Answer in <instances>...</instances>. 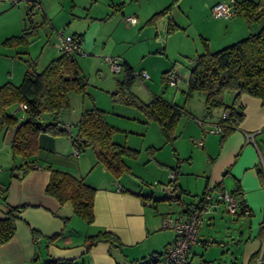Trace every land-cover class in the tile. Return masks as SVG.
Segmentation results:
<instances>
[{
    "label": "crops",
    "instance_id": "0c3cea01",
    "mask_svg": "<svg viewBox=\"0 0 264 264\" xmlns=\"http://www.w3.org/2000/svg\"><path fill=\"white\" fill-rule=\"evenodd\" d=\"M183 1L56 0L57 6L50 5L49 0H39L41 6L39 10L41 22L53 29L56 22L55 16L68 2L71 15L82 23L79 26L80 29L75 31L73 29L72 34L67 35L81 36L79 54L83 56L82 58L85 59L84 56L88 53L104 52L109 56L117 57L120 62L123 60L131 65L126 51L120 49L118 45L130 42L126 36L136 31L146 43H160V46L164 43L167 46L168 21L175 20L174 22L179 25L177 15L173 11L169 12V6L168 10L153 21L149 19L168 7L167 5H179L180 9ZM218 1H227L233 7L241 0H195L194 5L195 3L204 5L206 9L208 5ZM26 3L25 15L29 7L28 1ZM18 8L15 6L10 10H18ZM76 8L79 12L74 14ZM128 15L136 16L137 21H126L125 17ZM186 15L189 18L188 13ZM67 22L70 23L71 20ZM205 22L199 35L207 39L210 50L215 51L250 33L257 32L264 24V17L252 23H247L240 15H234L230 19L214 17L205 19ZM125 23L128 24L125 26ZM189 26V19H187L185 31ZM149 28H152L153 34H148ZM52 34L55 37L53 46L57 52L54 56L56 57L59 54L56 43L60 37L66 35L62 31L56 33L52 31ZM196 49L194 47L193 50H189L188 46L181 45L177 54L192 58L197 54ZM154 52L151 48L147 51V53ZM29 58L32 59L31 56ZM188 65L183 61L176 62L171 69H168L169 66L162 68L160 81L165 72L172 70L181 77V81L174 87L185 92L189 77ZM25 69L26 67L23 69L24 72ZM17 72L20 73V70ZM12 73L13 70L10 74ZM146 73L148 74L147 71ZM139 77L150 78V76L149 78ZM234 94V90H225L221 95V101L224 104H231ZM238 101L242 105V119L237 128L222 142H220L219 133H204L198 120H207L209 124L217 123L225 110L224 105L213 108L208 115L209 118H206L205 109L200 114L202 118H195L191 109H186L195 118L196 123L187 120L182 126L181 117L177 124L176 138L173 143L175 162L176 166L178 165L176 168L168 166L166 169L167 166L163 160L155 158V165H153L155 167H151L152 161L149 159L151 163L146 165V171L134 172L131 159L124 157L123 160L130 171L115 177L107 171L105 166L96 163V157L91 148H87L76 156L73 154L75 148L68 135L39 134L38 148L31 158L33 160L21 157L19 163L0 173V185L5 188L4 203L7 206L19 208L16 211L15 234L9 241L0 244V264H39L49 258L72 260L73 264H135L137 260L152 253L164 251L173 240V231L162 227V219L168 214H180L182 205L196 202L207 186L222 187L231 192L239 188L236 195L246 209L234 215L240 225L239 228L237 225L232 231L231 227H224V232L221 233L222 238H220L222 240L199 239L197 236L196 243L206 247L209 243L203 241H219L220 244H214L222 249L220 255L222 264H264V104L260 98L246 93L240 94ZM16 107V110L10 107L8 111L16 113L17 110H22L20 104ZM23 114L22 110L20 119ZM105 120L110 124L106 115ZM1 130L3 138L7 139L9 131L0 124ZM213 134L219 135L217 148L216 137ZM200 138L203 139V145L195 143ZM189 141L192 143L190 144ZM198 152H201L204 157L201 167L198 164ZM48 166L83 178L86 183L95 187L92 222L87 223L77 216L69 202L60 203L54 196L46 193L45 187L50 177ZM94 166L98 167L99 174L96 176L98 180L92 178L88 182L87 177ZM152 170H155L153 172L156 175L153 179L162 185L163 191V184L169 180V172L175 170V194L181 195L182 204L173 201L166 192L167 196L163 198L161 195H154L146 180L147 174ZM146 201L149 203L147 204ZM2 207L3 203L0 202V218L5 215ZM222 210H224L222 203H217L205 216L204 222L214 227L218 218L222 217ZM100 231L113 234L118 238L119 244L111 245L106 240L90 238ZM256 251H259L257 257L251 259V255ZM194 255L192 246L188 262L193 264ZM196 264H213V262L210 259L201 258Z\"/></svg>",
    "mask_w": 264,
    "mask_h": 264
},
{
    "label": "trees",
    "instance_id": "16d2710c",
    "mask_svg": "<svg viewBox=\"0 0 264 264\" xmlns=\"http://www.w3.org/2000/svg\"><path fill=\"white\" fill-rule=\"evenodd\" d=\"M18 1L14 0V2ZM26 1L29 3L26 14L28 22L21 34L5 38L3 41L5 44L13 47L27 44L33 33L37 32L36 25H33L34 22L30 16L38 11L35 6L39 4V0ZM168 9L169 6L155 13L149 20L153 21ZM233 11L234 15H240L247 23H252L264 17V0L238 1L233 5ZM176 28H178L176 23L169 19L167 31L170 33ZM71 36L75 39L78 51L59 52L40 71L36 70V62L33 59L25 58L23 61L26 69L20 83L13 84L7 81L0 85V124L9 131L15 124L20 123L9 144L13 156L20 155L26 160L31 159L38 148L37 137L41 133L53 136L68 135L78 153L91 148L94 151L96 163L105 166L107 171L118 177L123 172L130 171L123 160L124 157L135 158L138 152L112 140L114 127L106 122L104 110L96 106L83 109L74 134L71 133L69 126L63 125L59 120L62 109L69 104L68 93L85 92L88 83L75 56L80 53L81 36ZM201 43L202 52L192 58L186 57L189 61V77L185 93L187 97L193 92L204 94L206 115H209L213 108L224 105L228 115L225 118L220 117L217 121L220 127V142H222L237 128L242 119V105L238 101L240 94L246 93L258 97L264 104V24L257 32L250 33L215 51L210 50L207 39L201 38ZM120 66L122 77L116 80V88L111 93V99L114 102L139 108L147 118L157 122L165 141L173 144L177 124L182 115L188 112L184 105L170 102L161 96H154L147 102L141 100L131 90L134 79L139 76L140 71L134 70L123 60ZM225 90L235 91L231 104H224L221 101V95ZM19 104L26 105L21 119L16 113L8 111L11 106ZM47 168L50 170V177L45 187L46 193L54 196L60 203L69 202L77 216L87 223L92 222L95 187L67 171L51 166ZM172 171L176 175L175 170ZM235 190V193L239 192V188ZM4 200L5 188L1 185L0 202L3 203L5 215L0 218V244L9 241L15 234L16 211L19 209L7 206ZM245 209L246 207L239 199V210L236 214L244 212ZM90 238L106 240L111 245L119 244L118 238L107 231H100ZM203 242L220 244L215 240ZM258 253L259 251L254 252L251 259H255ZM73 263L72 260L49 258L39 264Z\"/></svg>",
    "mask_w": 264,
    "mask_h": 264
},
{
    "label": "rangeland",
    "instance_id": "374dc122",
    "mask_svg": "<svg viewBox=\"0 0 264 264\" xmlns=\"http://www.w3.org/2000/svg\"><path fill=\"white\" fill-rule=\"evenodd\" d=\"M194 2L195 0H184L182 2L183 5H180V9L179 5H167L170 6L169 12L173 11L177 15V22H179V25L182 26L180 28V26L176 24L178 29H175L168 34L167 46L164 43H161V46L160 43H146L136 31H133L126 36L130 42L124 44L122 43L118 46L120 49H124L126 51L127 57L129 58L130 64L134 70H146L150 76L149 79H142L139 76H136L134 79L131 90L141 100L147 102L154 96H161L170 102H176L184 105L187 110L190 108L192 115H194L195 118H202L200 114L205 109L204 94L202 92H193L187 97L186 93L180 90V88L164 86V84L160 81L162 68L169 66L168 69H171L172 65L176 64V62L182 63L184 61L186 64H189L188 58L177 54L181 45L188 46L189 50H193L194 47H196L197 54L202 52L203 46L201 38L204 37L199 34H201L200 32L206 24L205 19L214 18L210 13V7L213 4L208 5L205 9L204 5H197V3L194 5ZM49 3L50 5H57L56 0H49ZM26 4L25 0H19L17 3H15L14 0H0V85L7 81L13 84H19L24 74L23 69L26 67L23 59L29 58V56H31L36 62V70H42L57 54L56 49L53 46L55 37L52 34V31H54V33L62 31L64 35L72 34L73 29L74 31L80 29L79 26L82 23L78 22V19L71 15L68 6L69 3L67 2L63 5V10L55 16L54 20L56 22L55 25H53V29L52 27H47L41 22V13L39 10L30 16L32 18V22H34L33 25H36L37 32L33 33L29 42L24 45L19 44L15 47L5 44L3 42L5 38L21 34L24 26L27 24L28 20L24 12ZM15 6L19 7L18 10H10ZM77 9L78 8H76L73 12L74 14L75 12H79ZM186 13H188L189 18ZM187 19H189L190 26L185 31L184 27ZM70 20L71 22L68 23L67 21ZM35 21L37 23H35ZM127 24L128 23H125V26ZM149 29L148 34H153L152 28ZM150 48L155 52L147 53ZM85 52L87 53V51ZM75 56L82 73L88 79V83L85 87V92L72 91L68 93L69 104L66 108L62 109L59 116L61 123L66 126H70L71 131L74 134L76 131L75 124L80 117L81 110L84 107L90 108L96 106L98 108H102V110L106 112L105 115L107 121L114 127L112 140L117 141L120 144H124L129 148L135 149L138 152L135 158L127 157L128 159H131L134 172L141 173L146 171V165L151 163V161V167H155L153 166L155 165V158H159L158 160L160 161L163 160L164 164L167 166L166 169H168V166L176 167V156L174 154L173 144L165 141L157 122L147 118V116L136 106L122 102H114L111 99V93L116 88V80L122 77V71L114 72L110 69L107 63L103 64V58L109 56L108 53H88V55L84 56L86 57L85 59H83V56L78 53ZM12 70L13 73L10 74ZM18 70H20V73L17 72ZM17 73L18 77H16ZM16 106H11L10 109L16 110ZM21 113L22 110L16 111V115L18 117L21 116ZM192 115L188 112L187 114H183L180 122L181 125L183 126L187 120L191 123H196V120ZM213 135L216 137L217 148L219 135ZM180 139L183 141L185 140V138ZM189 143L191 144L192 142L189 141ZM197 148L199 147L197 146ZM198 155V164L199 167H201L204 162V157L201 152H198ZM20 158V155L13 156L10 145L6 142V139L3 138V131L1 130L0 173H3L9 167H12L13 164L19 163ZM196 158L197 154L195 153V159ZM149 159L151 161H148ZM153 171L155 170H152V172L147 174L148 178L146 180H148L149 183L147 185L151 188L154 195H161V198L166 197L167 195L165 194V191L161 188L162 185L157 183V180H154L156 175ZM98 174V167L94 166L91 168V174L88 175L87 181L90 182L92 178L93 180H98L96 177ZM153 182L157 184H154ZM222 207L224 209L223 204ZM221 214L222 217L218 218L214 227L213 225H208L206 222L200 226L198 232L199 239L215 238L222 240L220 238H222L221 233L224 232V227H231V230L234 231V227L238 225L237 218L234 216L235 214L229 213L225 209L221 211ZM237 227L239 228L240 225ZM221 250L220 246L215 244H209L208 246L203 247L194 243L193 251L195 255L192 259L193 264L198 263L201 258L210 259L213 264H222L220 259V255L222 253Z\"/></svg>",
    "mask_w": 264,
    "mask_h": 264
},
{
    "label": "built area",
    "instance_id": "2783aa9c",
    "mask_svg": "<svg viewBox=\"0 0 264 264\" xmlns=\"http://www.w3.org/2000/svg\"><path fill=\"white\" fill-rule=\"evenodd\" d=\"M40 8V4L35 6L37 10ZM210 13L214 17H223L225 19H230L234 16L233 7L227 1H218L213 4L210 7ZM125 20L136 22L137 17L128 15L125 17ZM56 48L58 52L78 51L75 39L71 35L60 37L56 43ZM103 60L109 65L112 71L119 72L121 70L120 60L117 57H104ZM139 76L149 78L146 71H140ZM180 80L181 77L170 70L164 74L162 84L164 86L174 87ZM20 108L23 110L26 108V105L20 104ZM227 115L228 111L224 110L221 118H225ZM206 118H209V116L207 115ZM198 122L204 133L220 132V127L217 123L209 124L207 120H198ZM202 140L200 138L195 143L203 145ZM73 154L77 156L78 151L74 149ZM168 176L169 180L163 184V189L173 201L182 204L183 200L181 195L175 194V175L173 171H170ZM146 203L148 204L149 201H146ZM217 203H222L224 209L232 214H236L239 210V198L235 192L228 191L222 187L214 188L213 186H207L196 202L184 203L182 205L180 214H168L162 219V227L169 228L173 231V240L165 247L164 251L160 254L152 253L143 259L137 260L135 264H187L191 248L197 241L199 228L203 224L205 216L211 212V208Z\"/></svg>",
    "mask_w": 264,
    "mask_h": 264
},
{
    "label": "water",
    "instance_id": "95a60500",
    "mask_svg": "<svg viewBox=\"0 0 264 264\" xmlns=\"http://www.w3.org/2000/svg\"><path fill=\"white\" fill-rule=\"evenodd\" d=\"M19 126H20V123H17L9 130L8 135H7V139H6L7 143L10 144L12 142L14 134L17 131Z\"/></svg>",
    "mask_w": 264,
    "mask_h": 264
}]
</instances>
